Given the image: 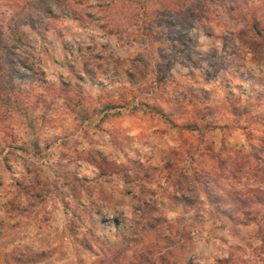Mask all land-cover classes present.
Returning a JSON list of instances; mask_svg holds the SVG:
<instances>
[{"label": "clouds", "instance_id": "clouds-1", "mask_svg": "<svg viewBox=\"0 0 264 264\" xmlns=\"http://www.w3.org/2000/svg\"><path fill=\"white\" fill-rule=\"evenodd\" d=\"M0 264H264V0H0Z\"/></svg>", "mask_w": 264, "mask_h": 264}]
</instances>
